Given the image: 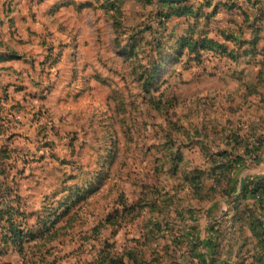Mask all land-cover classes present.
Returning <instances> with one entry per match:
<instances>
[{
  "label": "rangeland",
  "instance_id": "374dc122",
  "mask_svg": "<svg viewBox=\"0 0 264 264\" xmlns=\"http://www.w3.org/2000/svg\"><path fill=\"white\" fill-rule=\"evenodd\" d=\"M261 4L0 0V263L264 264Z\"/></svg>",
  "mask_w": 264,
  "mask_h": 264
},
{
  "label": "trees",
  "instance_id": "16d2710c",
  "mask_svg": "<svg viewBox=\"0 0 264 264\" xmlns=\"http://www.w3.org/2000/svg\"><path fill=\"white\" fill-rule=\"evenodd\" d=\"M244 162V160L242 158H238L236 159V161L233 163L232 169L231 170H235L237 168V166H242V163ZM230 170V171H231ZM247 185H249V191L258 198V199H263L264 198V180L260 181V180H252L251 183H246L244 185L241 186V189L246 188L247 189ZM251 187V189H250ZM6 212V213H5ZM16 211L12 208H7L6 211L4 212H0V223H4L5 225H7V229H6V233H4V231L2 232V237H3V244H7L10 243L12 245H15L16 248L19 249V252L22 251V246H23V241L25 236H29L25 233V230H21L20 228H18L19 225H17V223L14 221V217L16 214ZM12 213H15V215L12 216ZM20 217V214L19 216ZM23 219L24 216H23ZM5 230V229H4ZM30 234V232H29ZM132 256V255H131ZM124 257V256H122ZM122 257H119L118 259H115L114 264H125L124 260ZM130 259V257H129ZM107 261V257H105V260L103 263H106ZM0 264H4V263H0ZM143 264V263H142Z\"/></svg>",
  "mask_w": 264,
  "mask_h": 264
},
{
  "label": "crops",
  "instance_id": "0c3cea01",
  "mask_svg": "<svg viewBox=\"0 0 264 264\" xmlns=\"http://www.w3.org/2000/svg\"><path fill=\"white\" fill-rule=\"evenodd\" d=\"M262 5L264 7V0H262L261 6ZM263 13H264V11H263ZM251 157L254 159V165L258 166V171L262 175L261 178H255V180H264V142H263L261 148L256 153H254V152L251 153ZM238 167H241V166H237V168ZM234 171H236V169L233 170V172ZM252 180H254V179H252ZM246 183H248V182L245 181L244 183H239V184L241 186L242 184H246ZM20 204L21 203L19 201L16 202V204H14V201L9 200V201H5V203L0 204V206L5 205L6 208H11L13 206H17V208H19ZM3 208H4V206H3Z\"/></svg>",
  "mask_w": 264,
  "mask_h": 264
},
{
  "label": "water",
  "instance_id": "95a60500",
  "mask_svg": "<svg viewBox=\"0 0 264 264\" xmlns=\"http://www.w3.org/2000/svg\"><path fill=\"white\" fill-rule=\"evenodd\" d=\"M157 1L163 4H167V5H181V4H185L190 1H193V0H157Z\"/></svg>",
  "mask_w": 264,
  "mask_h": 264
}]
</instances>
